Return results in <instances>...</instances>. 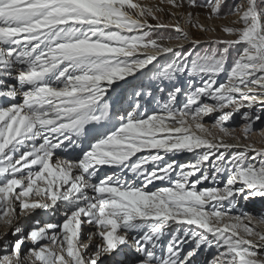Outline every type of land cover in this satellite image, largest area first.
<instances>
[{"label": "snow or ice", "instance_id": "obj_1", "mask_svg": "<svg viewBox=\"0 0 264 264\" xmlns=\"http://www.w3.org/2000/svg\"><path fill=\"white\" fill-rule=\"evenodd\" d=\"M199 7L236 16L221 29L235 38L201 48L181 26L215 31ZM261 113L264 0H0V222L63 217L13 228L0 264H124L129 250L133 264H196L210 250L206 264H264V214L241 209L264 200V139L249 142L264 138ZM177 154L192 160L166 159Z\"/></svg>", "mask_w": 264, "mask_h": 264}, {"label": "rangeland", "instance_id": "obj_2", "mask_svg": "<svg viewBox=\"0 0 264 264\" xmlns=\"http://www.w3.org/2000/svg\"><path fill=\"white\" fill-rule=\"evenodd\" d=\"M143 2L146 3V4H152L153 2H157L158 3V0H143ZM205 2H206V0H198V3H201V4H203ZM240 2H241V0H228L229 4H236V3H240ZM162 6L165 7V13H167L168 12V8L166 6H164V5H162ZM179 11L181 13H186L187 9H182V10H179ZM224 11H227V9L225 8ZM208 14H209L208 10L203 8V7H199V8H196V9L193 10V16L196 17L198 15L199 23L205 25L206 27H208L210 29H215V31L200 32V31H198L196 29H192V28L188 27L187 25H185L183 23V21H181V26L184 27L185 30L189 32L190 36H192L193 38L198 39V40L201 41V46H200L201 48L205 47L206 46L205 42L209 41V40H214V39H234L235 38V37L226 36L221 29L223 27H240L241 25L233 23V21L237 20L236 16L229 15L226 19H212V20H209V19H207ZM162 19L165 22H167L170 19V17L167 14H165L162 17ZM149 22L150 23H155V21H151V20ZM158 32H162L163 35H165V36H175L176 35L175 32L172 31L171 29L158 30ZM175 43H176V41H173V44H175ZM184 47L187 49V48L190 47V45L185 44ZM235 56H236V51H232L231 56H230L229 61H228L229 66L231 65L232 59ZM219 79L220 80H219L218 84L225 82L226 75L222 74L219 77ZM187 80L185 81L186 83H187ZM186 83H183L184 87H187ZM145 84H147V82ZM161 95L162 94L160 92H158L157 97L159 98ZM151 102H150L151 103L150 107L153 108V109H156L157 108L156 102L155 101H151ZM146 103H148V101H146ZM149 104H147V105H149ZM213 119H214V117H211L210 121L206 122V124L210 126L211 123L213 122ZM241 123H242V121H241V118H240L239 114H236L234 116L233 120L230 122L229 126H237V131H236L237 135L241 134L240 130H239V127H238L239 125H241ZM254 128L257 129V130L264 128V113H261V120L257 121L255 123ZM262 139H264V138H261L258 134H253L250 137L249 142L250 141L261 142ZM245 204L246 205L247 204H252L253 206L255 205L257 207V209H258L257 212L259 213L257 215L264 214V202H262L261 199L257 198L256 201L245 203ZM253 214H255V213H253ZM28 216L29 215L22 216V217H24V221L25 222L28 221V223L22 224V223H20V220H18L11 227L7 226L8 228H5L4 231H3V228L0 227V242H2L3 240H9V241L10 240H14L15 237H13L11 235V233H12L13 228H15V227H21L22 230H23V234H26L29 231V229L34 225V221L39 220L41 222V225L44 224L45 222H49V221H46V220L43 219V218L47 217V215H45L44 212H40L37 217H33L31 220H27ZM89 230L90 229H88L87 227L84 229V239L85 240H87V232ZM261 230L264 231V229H261ZM94 240H97V239H94ZM94 240H92V242H91L93 245L96 244V243H94ZM28 247H31L30 242L26 243V245L24 246V250L27 251ZM201 254H204V252L199 253L198 256L201 255ZM214 255H215L214 251L210 250V252L208 251L207 254L203 255L201 259H199L198 256H197L196 264H206V262L210 261L213 258ZM134 259H137V256H136V253L134 251H131V250L126 252V255L124 253L123 255L118 257V260L124 262V264H133Z\"/></svg>", "mask_w": 264, "mask_h": 264}, {"label": "bare ground", "instance_id": "obj_3", "mask_svg": "<svg viewBox=\"0 0 264 264\" xmlns=\"http://www.w3.org/2000/svg\"><path fill=\"white\" fill-rule=\"evenodd\" d=\"M153 3H157V2H153ZM130 79H132V78H130ZM182 79V81H183V83H186L185 81L188 79V77L186 76V74H185V76L184 77H182L181 78ZM219 78H218V80H217V83L219 82ZM222 80V79H221ZM147 81H145V83H146ZM121 83H123V82H121ZM187 84V83H186ZM185 84V85H186ZM199 84H200V82H199V80H197V82H196V86H199ZM151 90L152 91H154L155 93H156V95L158 94V89L155 87V85H151ZM122 91H124L125 92V98H126V95H127V92H130L131 91V86L129 85V86H126V89H120V88H118L117 89V93H113V94H111L112 96H113V99H115L116 98V95H118L120 92H122ZM162 95H164V94H162ZM181 99V101H183V99H184V97H181L180 98ZM151 100V98L150 97H145V100H144V103H145V105H146V107L148 108V110L151 112L152 110H154L153 108H151L150 107V105H151V103L149 104V101ZM146 101H148V103H146ZM147 104H149V105H147ZM182 105V104H181ZM181 105H178V107L179 106H181ZM210 119H211V117H209V118H206L205 119V122H208V121H210ZM237 135V134H236ZM250 142H253V141H250ZM253 143H255L258 147L259 146H261V142H257V141H255V142H253ZM62 155H64L65 156V158H69V159H77L78 157H79V150H76V152L75 153H72L71 155H69V154H67V153H64V154H62ZM166 159H170V160H175L178 164H183V163H188L189 161H191L192 160V156L190 155V154H177V155H175V156H168V157H166ZM107 171H111L110 169H105V170H103L102 171V174H103V172H107ZM156 184L157 185H159V186H167L166 185V183H163V182H156ZM204 186H212L211 185V183L210 182H206V184L204 185ZM149 188L150 189H152V190H155V187L153 186V185H150L149 186ZM260 199V198H259ZM256 201V200H255ZM262 202H264V200H262ZM241 209L242 210H246V211H249V212H251V213H255L256 215L257 214H259L257 211H258V209H257V207L254 205H252V204H245L243 201H241ZM40 212H42L41 210H37L36 212H34L33 214H31V215H29L28 217H27V220H31L33 217H37L38 216V214L40 213ZM45 215H47V217H45V218H43L44 220H46V221H55V222H60L62 219H63V217L59 214V213H56V215L55 216H53L52 217V215L51 214H45ZM18 220H20V223H22V224H24V223H28V221H24V217H22V216H20L16 221H14V223L15 222H17ZM41 220V219H40ZM14 223H13V225H14ZM43 225V224H42ZM0 227H2L3 228V231H4V229L5 228H8L7 226H5L2 222H0ZM89 229V228H88ZM6 231V230H5ZM94 239H96V238H94ZM93 239V240H94ZM98 241L97 240H94V243H97ZM210 252V251H209ZM202 253V252H201ZM205 254H207V252L205 253L204 252V254H201V255H199L198 256V258L199 259H201L202 258V256L203 255H205ZM125 255H126V253H125Z\"/></svg>", "mask_w": 264, "mask_h": 264}]
</instances>
